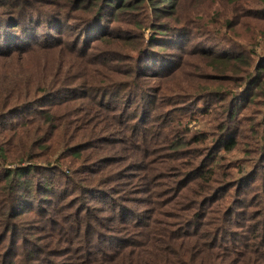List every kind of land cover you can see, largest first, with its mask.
I'll list each match as a JSON object with an SVG mask.
<instances>
[{"label":"rangeland","instance_id":"1","mask_svg":"<svg viewBox=\"0 0 264 264\" xmlns=\"http://www.w3.org/2000/svg\"><path fill=\"white\" fill-rule=\"evenodd\" d=\"M16 2L0 0V17L17 14L21 24L16 30L25 38H31L37 17L65 12L72 21L64 22V32L53 38L64 42L58 51L67 66H75L64 76L66 88L0 115V223L11 198L18 202L15 213L25 215L15 224L31 223L40 234L48 232L45 221L60 208L61 217L76 216L85 224H94L85 220L92 213L108 232L114 217L132 223L186 214L183 220H171L182 227L199 214L200 222L210 223L225 200L236 235L228 242L250 236V227L262 219L259 206H264V0H179L166 14L142 7L119 10L104 21L110 35L94 41L84 38H94L101 25L94 24L88 8H77L70 0ZM81 20H91L83 34L76 25ZM164 26L172 28L171 38H152ZM7 34L0 28V38ZM75 44L80 59L70 57ZM132 58L135 63L128 67ZM85 67L83 77L75 71ZM131 69L148 76L146 95L119 105L114 100L108 105L109 98L84 101L83 78L123 86L121 82L134 81ZM1 73L4 82L15 75ZM112 107L116 113L108 111ZM50 110L69 119L58 123L71 131L65 147L53 146L50 139L51 125L44 120L52 117ZM101 127L105 131L99 132ZM62 138L64 133L56 141ZM232 141L235 147L228 151ZM13 153L33 159L19 166ZM48 157L53 158L46 162ZM4 158H9L6 163ZM104 162L111 164L105 172ZM52 166L54 171H46ZM19 168L25 170L23 178L11 181L10 174ZM199 224L193 228L201 232ZM27 236L9 233L0 256Z\"/></svg>","mask_w":264,"mask_h":264},{"label":"trees","instance_id":"2","mask_svg":"<svg viewBox=\"0 0 264 264\" xmlns=\"http://www.w3.org/2000/svg\"><path fill=\"white\" fill-rule=\"evenodd\" d=\"M14 1H17L18 5L29 4L28 0ZM70 1H74L77 8H88L87 13L93 14L91 20L94 24L101 25V29L96 32L97 35L94 38H84L87 41H94L110 35L104 21L108 16L117 15L119 10L132 12L135 8L142 7L166 14L176 9L179 0ZM18 5L15 7L17 8ZM4 16L0 17V28L8 29L9 34L0 38V60L8 61L9 64H0V70H2V75H15L8 77L5 82L4 76L0 78L1 116L22 107H30L42 95L66 88L69 84L64 76L66 73H71L68 72V67L75 66V64L67 66L66 61L62 59V51H58L64 44L62 40H59L61 38H53V33L64 32L66 26L64 22L72 21L65 17V12L45 13L33 20L31 38H25L28 36L26 33L16 30L21 24L17 14ZM91 20H81L76 25L83 31ZM37 27L40 29L38 30ZM153 33L152 38H171L172 28L164 26L162 32L153 31ZM66 42L72 46V41ZM77 49L78 44L73 45L70 51L71 58L80 59L74 53ZM127 63L128 67H131L135 63L134 58L128 60ZM139 69L137 66V70ZM80 70L83 77V72L88 69L86 67L76 68L75 71ZM88 74L90 72L86 76ZM129 74L132 75L134 81L131 84L121 82L123 86L114 84L117 82H111L108 79L93 77L85 80L83 78L80 88L83 90L86 87L88 91V95L83 97L84 101L96 102L101 98L106 101L109 98L108 105L113 100L114 105H119L124 99L129 101L134 96L146 95L148 76L137 71L135 73L133 69L129 71ZM104 107H106L105 102L100 107L101 112L105 109ZM116 109L112 107L108 111L116 113ZM49 112H52V117L44 118V120L51 125L50 139H52L53 146L65 147L71 131L58 123H67L69 119L59 116L60 111L50 110ZM84 118L83 122L86 121ZM105 129L101 127L98 131L102 132ZM61 133L65 134V138L56 141ZM234 147V141L226 145L228 151H232ZM3 156L4 153L0 150V157ZM52 158L48 157L45 161L49 162ZM8 159L4 158V162L6 163ZM12 159L14 164L23 166L31 162L33 158L13 153ZM102 165V171L105 172L111 164L104 162ZM19 169L18 171L13 170L10 174L11 181L23 178L22 174L25 170ZM54 170L55 167L52 166L46 171L50 173ZM27 173H30V170ZM210 181L207 182L210 183ZM15 202L16 200L11 198L4 204V210L8 213H4V221L0 223V249L7 248L8 240L11 239H8L9 233L14 237L28 236L19 238V245L10 244L9 254L2 253L0 256V264H264V206L263 208L259 206L261 212L258 217L262 216V219L256 222V226L250 227L253 228L250 236H237V240L232 243L228 241L236 235H232L234 225L231 216L226 215L225 200L220 201V209L213 214L210 223L200 222L199 214L195 216L196 219L191 217L190 226L186 224L182 227H180L182 223L175 227L171 220H183L186 214L178 218H170V220L154 216L132 223L114 217L112 219L114 226L108 232L105 230L107 225L92 213L86 214L85 220L93 219L94 224H85L84 221L76 219V216L75 220L61 217L62 209L60 208L56 210L54 216L46 219L48 232L44 234L36 232L35 226L31 223L15 224L16 220L25 218L23 211L15 213L18 204ZM11 214L14 218L10 216ZM49 223H53L54 226L51 227ZM197 223L204 227L201 232L195 229L196 227L193 228V225L196 226ZM221 241L224 242L223 245L220 244ZM236 243H239L237 248L234 246ZM65 251H68L69 256L62 255Z\"/></svg>","mask_w":264,"mask_h":264}]
</instances>
